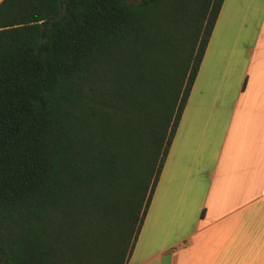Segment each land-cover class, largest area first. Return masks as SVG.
Returning <instances> with one entry per match:
<instances>
[{"label":"trees","instance_id":"1","mask_svg":"<svg viewBox=\"0 0 264 264\" xmlns=\"http://www.w3.org/2000/svg\"><path fill=\"white\" fill-rule=\"evenodd\" d=\"M224 2H0V264H128Z\"/></svg>","mask_w":264,"mask_h":264},{"label":"crops","instance_id":"2","mask_svg":"<svg viewBox=\"0 0 264 264\" xmlns=\"http://www.w3.org/2000/svg\"><path fill=\"white\" fill-rule=\"evenodd\" d=\"M128 264H264V0H225Z\"/></svg>","mask_w":264,"mask_h":264}]
</instances>
